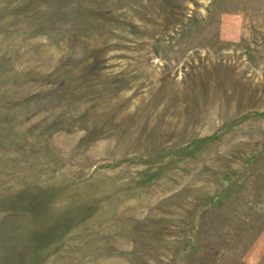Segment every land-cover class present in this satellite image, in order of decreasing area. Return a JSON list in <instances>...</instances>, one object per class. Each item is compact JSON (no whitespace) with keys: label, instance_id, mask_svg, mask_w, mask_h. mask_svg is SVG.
<instances>
[{"label":"rangeland","instance_id":"1","mask_svg":"<svg viewBox=\"0 0 264 264\" xmlns=\"http://www.w3.org/2000/svg\"><path fill=\"white\" fill-rule=\"evenodd\" d=\"M0 264H264V0H0Z\"/></svg>","mask_w":264,"mask_h":264}]
</instances>
